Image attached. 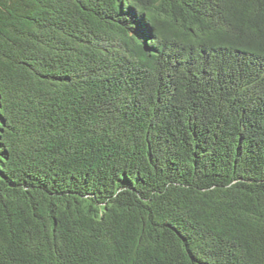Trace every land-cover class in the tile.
<instances>
[{"label":"trees","instance_id":"1","mask_svg":"<svg viewBox=\"0 0 264 264\" xmlns=\"http://www.w3.org/2000/svg\"><path fill=\"white\" fill-rule=\"evenodd\" d=\"M0 264H264V0H0Z\"/></svg>","mask_w":264,"mask_h":264}]
</instances>
